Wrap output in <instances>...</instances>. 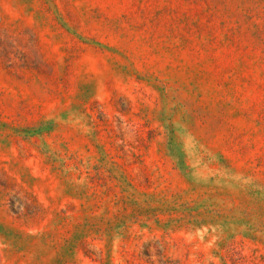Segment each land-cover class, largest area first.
Here are the masks:
<instances>
[{"label": "rangeland", "instance_id": "1", "mask_svg": "<svg viewBox=\"0 0 264 264\" xmlns=\"http://www.w3.org/2000/svg\"><path fill=\"white\" fill-rule=\"evenodd\" d=\"M0 264H264V0H0Z\"/></svg>", "mask_w": 264, "mask_h": 264}]
</instances>
